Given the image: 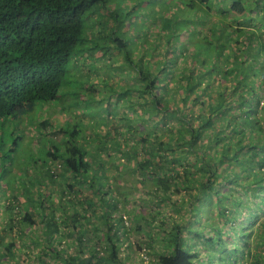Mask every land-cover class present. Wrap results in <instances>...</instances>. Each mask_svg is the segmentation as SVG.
Masks as SVG:
<instances>
[{
    "label": "trees",
    "instance_id": "16d2710c",
    "mask_svg": "<svg viewBox=\"0 0 264 264\" xmlns=\"http://www.w3.org/2000/svg\"><path fill=\"white\" fill-rule=\"evenodd\" d=\"M108 1L0 0V124L7 120L23 119L22 116L30 113L38 104L60 98L58 92L69 73L68 65H80L78 59L83 55L87 60L96 56V51L104 50L99 57L105 56L106 53L112 54L114 50L121 52L125 66L136 74L135 78L133 76V87L131 85L123 89L122 86L124 91L121 92L120 89L112 90L116 93L115 99L110 98L114 100L115 105L121 98L130 107H136V119L131 118V121H128V130L120 133L114 124L112 129L116 132L113 135L109 133L111 129L103 132V136L107 138H97L99 146L91 152L76 123L70 127L58 128L66 139L62 147L54 145L47 151L48 161L44 166L48 179L53 183L56 175L47 170L51 166L48 162L61 163V166H57V170H60L57 175L63 178L65 184L59 181V203H49L46 195L35 200L38 206L36 210L33 207L23 208L20 204L15 205L16 208L22 209L18 222L36 229L35 243L39 248L35 254H30L34 264L119 263L118 245L120 240H124L125 233L124 230L118 232L122 216L116 210V197L112 198L108 194L112 183H105L103 180L109 170L104 162L98 160L99 155L107 154L103 151L108 148L110 140L126 158L133 171L141 175L138 182L142 186L147 185L144 191L148 200L155 201L156 205L159 202L172 203L190 214L187 219L171 226L169 236L163 240L164 248L156 253L158 264L197 263L199 254L191 251L188 244V240L195 238L203 240L202 243L209 248L206 258L210 261L219 259L218 264H242L240 259L246 255L250 258V264H264V249L252 252L248 239H243L246 235L253 234L254 230H260V233L264 234V220L255 224L260 215L264 216V142L258 144V139L264 140V134L259 123L261 117L255 116L260 101L254 99L259 90H264V84L260 89L254 88L253 95H248L252 82H256L254 76L247 81L239 78V69H245L247 60L253 62L251 66L258 67L260 61L256 58L254 62L251 54L253 49L257 53L256 56L264 50V31L257 33L255 38L254 31H246L243 41L246 52L239 59L238 53L242 50L228 44L227 40L240 34V23L244 22L246 17L243 15L248 14L250 7L244 0H222L223 4L218 3L219 0H178L175 2L178 12H181V18L175 24L163 20L160 24H154L157 30H145L137 23L126 31L123 28L128 19L122 16L121 4H118L117 0L115 4H108ZM260 1L254 0L255 3ZM139 4V0L130 2L126 13L132 12L130 17H133ZM196 8H199V16L203 17L201 31L192 32L187 28L188 25L178 27L181 23L184 24V16H188V10ZM213 13L225 15L238 26L227 25L228 29L223 34L222 19L219 28L211 27L210 16ZM102 17L107 18V22L103 23ZM134 21V18L133 21L129 19L131 23ZM118 28L121 32H118ZM140 30L150 34L147 37L149 41L144 39L138 42L142 55L135 57L132 51L138 48V44L130 42L131 38L123 34L127 32L132 37ZM253 41L255 44L250 49L248 46L253 44ZM186 43L190 44L192 51H186ZM225 44L228 49L231 47L232 51L228 64L223 59L227 58L223 55ZM150 48H153V52L147 57L144 55L145 50ZM187 53H191V65L185 60ZM211 53L215 56L209 61L207 56ZM134 58L136 59L133 60ZM216 59L218 62L214 61ZM88 64L85 66L88 67ZM224 64L226 65L223 68ZM260 68L263 69L264 65ZM83 72L86 75L89 71L84 69ZM176 72L180 76L177 75L173 83L180 92L173 88L164 95V86L169 87V82H172ZM194 73L198 76L197 79ZM210 73L213 79L201 85L202 80L209 79ZM261 74L264 75L263 72ZM230 77L236 80L235 85L226 84L214 92L213 85L218 80L224 81ZM199 78L201 79L198 80ZM237 83L241 84L240 89L236 86ZM207 87H210L208 92ZM232 95L235 96L233 99ZM102 96L106 97L108 94ZM236 101L248 108L254 102L255 108L235 111ZM104 106L108 113H112L111 104L106 99ZM67 107L62 105L59 110L72 108ZM113 118L119 120L118 117ZM172 118L176 121L168 123ZM135 120L142 126L144 123L147 128H140L142 131L138 132V128L133 124ZM39 125L44 131L51 126V121L44 118ZM120 125H123V122L118 126ZM255 126L259 128L256 129ZM246 134L251 137L243 140ZM108 136H111L110 139ZM120 140L129 141V147L125 148ZM44 166H41L43 170ZM114 169L117 171L114 176L119 177L118 171L124 167L118 165ZM247 175L250 177L244 179ZM242 179L243 185L240 183ZM235 183L241 184L243 188L239 195H236L238 189L234 186ZM84 185L93 189L97 196L84 195L83 190L87 188ZM226 187L232 188V191L222 192ZM180 197H183L182 205L176 203ZM212 197L215 198L214 212L222 224L226 225L230 220L232 224H236L234 222L238 221L241 231L233 229L230 232L233 239L244 242L243 247H238L235 242L227 243L226 238L221 237L219 223L215 224L210 219L205 220L201 231L194 226L201 217V204ZM245 198L257 208L243 205L246 204L242 201ZM104 199H107L104 204L105 211L99 213L107 218L104 227L109 229L106 236L109 241V254L106 257L100 256L95 248L89 249V237L84 227L98 212L92 208L93 204L100 205V200ZM76 204H80L81 208L76 210ZM59 206L61 209H58ZM254 224V227L244 231ZM61 225L67 227L65 234L60 233ZM152 228L162 232L159 225ZM64 237L67 241L75 240L78 252L84 251V255L77 254L76 250L69 251L68 245L62 242ZM1 238L3 237H0V242ZM17 244L18 241L13 238L1 244L4 252L0 251V256L14 258ZM255 246L258 247L259 244ZM244 247L246 249H242ZM217 248L221 252L215 256L213 251ZM227 252L228 254H225Z\"/></svg>",
    "mask_w": 264,
    "mask_h": 264
},
{
    "label": "rangeland",
    "instance_id": "374dc122",
    "mask_svg": "<svg viewBox=\"0 0 264 264\" xmlns=\"http://www.w3.org/2000/svg\"><path fill=\"white\" fill-rule=\"evenodd\" d=\"M132 1L133 0H117L118 4H121V7L124 9L121 10L122 16H125L128 19V21L124 22L125 27L123 30L128 31L131 27L137 25V23L145 28V30L148 28L151 30H157V27L154 25L155 23L160 24L163 20H169L175 24V22L181 18V12H178L179 9L176 7L177 3L175 2H178V0H139V7L135 8L134 16L130 17V13L132 12L126 13L125 10L130 6V2ZM244 1L248 4L250 10L248 14L246 13L243 15V17L246 18L243 20L244 22L240 23L241 32L239 35L231 36L227 39L229 40L228 44L239 48L238 50H242L238 53V59L243 54L245 55L246 52L244 51L243 46L246 31H254V38L258 35L257 33L264 31V2L262 0L258 3H255L254 0ZM115 2L116 0H109L107 3L115 4ZM217 2L223 4L222 0ZM95 8L97 9L98 6H95ZM198 9L199 8L188 10L187 15L189 18L188 16H184L186 18L184 24L181 23L178 27L188 25L187 28L192 32H195L196 30L199 31L203 17L199 16L200 11ZM94 16L95 15L92 17L94 18ZM133 18L135 21L132 23L129 22V19L133 21ZM211 19L213 23H211V27L215 28L220 27V20L222 19V26L224 27L222 28L223 34H225L228 29L227 25L238 26L235 22L229 20L225 15L222 16L217 13H213L212 16H210V21ZM101 20L103 23H105V21L107 22V18L102 17ZM210 21L205 25V27L210 23ZM138 28L139 27H137V29ZM117 30L118 32H121L119 28ZM206 32L209 31L206 30ZM123 35L127 38H131L130 42L133 41L135 45L138 44V48L132 52L136 55L135 57L141 56L142 50L138 42L140 40L144 41V39L146 41L150 34L147 33V31L140 30L139 32H136L135 36L132 35V37H130L127 32ZM134 37H136L135 40H133ZM223 39L225 38L223 37ZM220 40L223 41L222 38H220ZM147 41L149 40L147 39ZM252 43L253 44L248 46L250 49L255 44L254 41ZM185 47L186 51L187 49L188 51H192L189 43H186ZM103 51H96V54H94L96 56L87 60L83 55L82 58L78 59L80 65L73 63L68 65L69 73L64 78L65 81H63V84L58 92V96L60 98L47 103L38 104L32 111H30V113L24 114L22 116L23 119L18 118L16 121L13 119L7 120L0 124V237H3L1 238L0 243L4 244L11 241L12 238L18 241L16 256L14 258L0 256V264L35 263L30 254L32 252L35 254L36 249L39 248V246L36 247L37 244L35 243L37 242V236H35L36 229L31 225L27 226L26 224L23 225L18 222L22 209L18 207L16 208L15 205L20 204L23 208L33 207L36 210L38 206L35 200L37 201L38 197L46 195L48 196L47 201L49 203H56L58 201L59 191L57 188L60 185V182L65 184L63 178L57 175V173H60V170H57L58 163L52 164L48 169L52 170L54 176L56 175V179H54L55 182L53 183H51L48 179L47 171L45 169L46 166H44L48 161L46 156L47 151L51 150L54 145L58 148L62 147L63 142L66 139L64 134L57 129L64 126L70 127L76 123L77 128H79L82 135L85 136L88 149L92 152V149L99 146L97 138H107V136H103V132L111 129L109 133L113 135L116 130L114 128L112 129V127L115 124L118 127V131L120 133H124V131L128 130V121H131V118L136 119L134 116V112H137L136 107H130L121 98H119V102L117 101V104L115 105L114 100L110 99L112 97L115 99L116 93L112 90L120 89L119 92H121L124 91V88L130 87L131 85L133 87V76L135 78L136 74L131 71L130 68L125 66L121 52L119 53L114 50L112 54L106 53L105 56L99 57ZM152 52L153 48L146 49L144 55L149 57ZM223 52V55L227 56V58H223L227 61L225 63H230L229 57L232 56L231 47L228 49V45L225 44ZM252 52L253 53L251 55L253 57L251 59H253L254 62H256L254 60L256 58L260 61L258 67L257 65L251 66L253 62L249 59L247 60V66L245 69L244 67L239 69L241 72L239 78L242 79V81H247L248 78L252 77V75L256 81L252 82L248 95L254 93V88L260 89V86L264 84V75L261 74V72L264 73V68H260L261 65H264V50L260 51L261 53L257 56L254 49ZM190 55L191 53H187L185 57L188 65L192 64ZM214 56V53H211V55L207 56L208 60H213ZM135 59L136 58L133 60ZM214 61L218 62L217 59ZM240 61L241 60H239V62ZM85 62L89 63L88 67L85 66L87 63L84 65ZM157 64L158 62L156 61L155 65ZM226 64L222 65V67L224 68ZM175 68L177 67L175 66ZM84 69L89 71L86 75L83 72ZM197 71L198 70L196 69V72ZM200 71H202V69ZM177 75L180 76V74H177L176 72L171 80L172 82H169V87L164 86V95H167L168 91L173 88H176L177 91L180 90L176 84L173 83ZM195 76L197 79L198 76L196 74ZM208 78L209 79L202 80V82H200L201 85L209 83L211 81L210 79H213L212 73H210ZM200 79L201 78L198 80ZM226 84L235 85L236 80H232L231 77L224 81L218 80L216 84L213 85L214 92L218 89H222ZM122 86L123 89H121ZM236 86H238V89L241 88L240 83H237ZM199 89L200 88L198 87V90ZM209 89L210 87H207V92ZM101 90L103 91L102 93ZM107 94L108 96H106ZM102 95H105L106 97ZM233 97L235 96L232 95V99ZM105 99L110 102V110L112 113H108V109L104 106ZM254 99H258V101H260L259 106L256 107L255 116L261 117L259 123L262 127V134H264V90H259V93L254 95ZM62 105H65L66 107L69 106V108L72 106V108L69 110H59ZM236 105L235 111L241 109L248 111V109L255 108L254 102L250 105V108L237 101ZM149 111L150 110L148 109V112ZM32 116L33 118L30 119L29 117ZM114 116L118 117L119 120L114 119ZM92 117L95 119L93 120ZM44 118L50 119L51 126L42 131L39 123ZM174 121H176V119L172 118L168 121V123ZM121 122H123V125L118 126ZM176 123L180 124L179 122ZM133 124L138 128V132H140L141 129L144 130L147 128L144 123V126H142V124H140L137 120H135ZM255 128L258 129L259 126H255ZM15 137H18L17 140L14 139ZM108 137L110 139L111 136ZM249 137H251L250 134H246L243 140H247ZM14 141H16V143H14ZM120 141L125 148L129 147V141ZM263 142V139H258V144ZM109 143L110 144L107 146L108 148L103 151L104 154L107 153L108 155H99L98 160L104 162L106 169L109 170L103 180L105 183H108L109 181L112 183L110 189H108V194L112 196V198L116 197V210L118 211V214L122 216L118 232L119 230L120 232L124 230L125 233L123 234L124 240H120L118 245L119 263L101 262L100 264H158L156 253L161 251V248L163 247V240L169 236L171 226L174 223L187 219L190 214L172 203L159 202L156 205L155 201L148 200L145 197L146 192L144 191L145 188H147V185L145 184L142 186L138 182L141 175L133 171V168L126 162V158L122 156L120 150H118L114 142L110 140ZM42 161L44 164H41ZM117 164L124 167V169L118 171L120 173L119 177L114 176L117 172L114 167L118 166ZM41 166H44V170ZM89 173L90 172H88V174ZM120 175H122L121 178ZM249 177L250 176L247 175L244 179H248ZM242 181L243 179L240 181L241 184ZM261 181L263 180L261 179ZM241 184H234V186L238 189L236 195L241 194L243 189ZM84 186L87 187L88 185ZM224 191H232V188L226 187L222 190V192ZM83 192L84 195L87 196H97L96 192H94V190L90 187H87L86 189L84 188ZM106 201L107 199H104V201L100 200V205L93 204L92 208L98 212L94 214L95 216L89 224L84 225L87 229L86 233L89 237V249H97L100 256L103 257H106L109 254V241L106 238V236H108L109 229H107V226L104 227V225L107 224V218L104 215H100L99 211H105L104 204ZM242 201L246 203L243 205L257 208L248 198H245ZM176 203L182 205L183 197H180ZM201 206H203L200 213L201 217L198 218V222L194 225L198 227V230L201 231L204 227L205 220L210 219L214 221L213 223L215 224L219 223V227L222 231L221 237L226 238L227 243L235 242L238 247H243L244 242L233 239V234L230 232L233 229L241 231V228L237 224L238 221H233L236 224H232V220L227 222L226 225L222 224L221 219H219V216L214 212L215 198L212 197V199H208L207 202L202 203ZM75 208L76 210L80 209V204H76ZM58 209H61V207L59 206ZM244 212L246 213V210H244ZM58 220H61V216L58 217ZM262 220H264V216L260 215L255 224L257 222H261ZM255 224L245 228L246 230L244 231H248V229L254 227ZM150 225L152 227L159 225L162 228V232L157 231V229L152 228ZM228 228L229 230H227ZM59 230L61 234H65L67 227L61 225ZM263 235L264 234L260 233V230H254V233L250 236L246 235L245 238H243V236L241 237L243 239H248L250 245H252L251 251L255 252L259 249H264ZM21 238L22 240H20ZM65 238L66 237L63 238L62 242L68 245V250L72 252H75L76 250V252H78L75 240L69 239L70 241H67ZM202 242L203 240H196V238L195 240H188L190 250L199 254V261H197V263L195 262V264H218L219 259L210 261V259L206 258V254H209V248ZM1 244L0 251L3 253L4 250H2L3 248ZM255 244H259V246L257 247ZM242 249H246V247ZM213 252L216 256L217 254H220L221 251L217 248ZM84 253V251H80L77 254L84 255ZM225 254H228V252ZM240 261L242 264L251 263L249 256L246 255H244ZM235 264H237V262Z\"/></svg>",
    "mask_w": 264,
    "mask_h": 264
},
{
    "label": "clouds",
    "instance_id": "9594fccd",
    "mask_svg": "<svg viewBox=\"0 0 264 264\" xmlns=\"http://www.w3.org/2000/svg\"><path fill=\"white\" fill-rule=\"evenodd\" d=\"M48 163H49L50 165H52V164H54V163H58V167L61 166V163H59V161H55V162L49 161ZM45 165H46V164H45ZM45 169H46V167H45ZM48 169H49V168H48ZM48 169H47V170H48ZM51 171H52V170H51Z\"/></svg>",
    "mask_w": 264,
    "mask_h": 264
}]
</instances>
